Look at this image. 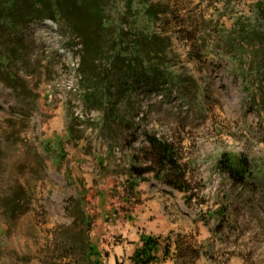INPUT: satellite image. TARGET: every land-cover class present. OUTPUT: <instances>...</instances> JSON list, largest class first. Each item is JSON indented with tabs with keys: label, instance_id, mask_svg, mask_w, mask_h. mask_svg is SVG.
I'll use <instances>...</instances> for the list:
<instances>
[{
	"label": "rangeland",
	"instance_id": "rangeland-1",
	"mask_svg": "<svg viewBox=\"0 0 264 264\" xmlns=\"http://www.w3.org/2000/svg\"><path fill=\"white\" fill-rule=\"evenodd\" d=\"M261 1L154 0L169 8L154 31L172 38L175 80L133 93L123 114L135 126L111 134L82 101L75 38L45 20L0 27V56L10 55L0 63V264H94L82 243L103 264H131L112 255L125 241L112 230L126 219L141 224L147 204L175 226L166 236L173 247L183 240L200 250L187 264L202 256L205 264H264L261 47L235 44L246 79L214 47L218 29L248 22ZM146 134L175 145L187 194L155 179L157 171L136 176L134 168H154ZM224 154L247 159L249 183L219 171ZM150 189L156 194L144 197Z\"/></svg>",
	"mask_w": 264,
	"mask_h": 264
},
{
	"label": "trees",
	"instance_id": "trees-1",
	"mask_svg": "<svg viewBox=\"0 0 264 264\" xmlns=\"http://www.w3.org/2000/svg\"><path fill=\"white\" fill-rule=\"evenodd\" d=\"M167 17L169 8L154 0H0V27L12 29L20 20L26 25L51 21L78 41L77 77L82 101L87 110L99 115L100 130L110 134L115 128L135 126V121L123 114L133 105V93L152 92L159 83L175 80L167 56L172 38L154 31ZM218 30L214 47L223 50L225 58L235 65L236 42L240 46L255 41L261 47L257 74L264 79V0L256 4L248 22L237 19L231 30ZM7 57L0 56V63L9 61L10 55ZM237 67L239 76L246 79L243 67ZM9 77L14 78L11 74ZM145 140L154 168H134L136 176L157 171L155 179L187 194L186 172L175 145L155 135L146 134ZM217 168L236 184L249 183L255 174L247 159L227 154ZM134 186L131 184V189ZM182 241H175L172 253L168 237L142 235L130 263L158 264L173 257L177 264H187L188 252L192 251V259L201 256L199 249ZM80 249L89 262L103 264L92 243H82Z\"/></svg>",
	"mask_w": 264,
	"mask_h": 264
},
{
	"label": "crops",
	"instance_id": "crops-1",
	"mask_svg": "<svg viewBox=\"0 0 264 264\" xmlns=\"http://www.w3.org/2000/svg\"><path fill=\"white\" fill-rule=\"evenodd\" d=\"M153 193L156 194V190H148L146 194H143L144 197L146 196H154ZM147 204V203H146ZM146 214L144 215V221L140 223L133 224V222H129V219L123 222V225H119L118 227H114L112 230L113 235L122 236L125 240L120 244V246L115 247L112 255L120 258L126 257L130 258L135 249L140 246V236L141 234L145 233L149 236L154 237H162L166 238L169 232L175 230V226L170 221L169 217L165 214L163 210H156L151 212L149 209L152 208L150 204L146 206ZM136 226V227H135ZM112 229V228H110ZM200 242V241H199ZM201 243V242H200ZM175 252V246L172 248V253ZM162 254V253H161ZM202 264H205V257L199 260ZM158 264H177L176 260L172 257L168 261L164 263Z\"/></svg>",
	"mask_w": 264,
	"mask_h": 264
}]
</instances>
